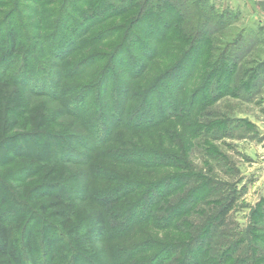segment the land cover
<instances>
[{
  "label": "trees",
  "instance_id": "1",
  "mask_svg": "<svg viewBox=\"0 0 264 264\" xmlns=\"http://www.w3.org/2000/svg\"><path fill=\"white\" fill-rule=\"evenodd\" d=\"M236 19L210 0H0V264H102L95 240L106 264H264V196L230 219L241 179L224 142L252 125L212 109L264 87Z\"/></svg>",
  "mask_w": 264,
  "mask_h": 264
},
{
  "label": "rangeland",
  "instance_id": "2",
  "mask_svg": "<svg viewBox=\"0 0 264 264\" xmlns=\"http://www.w3.org/2000/svg\"><path fill=\"white\" fill-rule=\"evenodd\" d=\"M217 8H228L232 10L233 13L237 15L236 24L233 29L230 30L232 34H241L247 36L249 38L246 39L247 43H253L254 45L249 49V54L255 56L259 55L260 57H264V0H210ZM262 43V44H261ZM257 44H261L256 46ZM194 58L189 61L187 64V70H189L190 65L192 64ZM53 61L45 63L43 69L48 70V68L53 67ZM63 75V71L57 72V69L53 70L48 74L47 78L50 80L58 81V74ZM153 74V73H152ZM151 74V75H152ZM150 73L148 78L151 76ZM64 76V75H63ZM184 73L177 74L173 76L171 79L165 82V87H158V91H160V95H167L168 100H174V95H176L178 91V85L182 84V81L185 79ZM70 81V80H69ZM67 81V85H74L77 87V83L88 82L87 78L77 77L75 80ZM190 83V82H189ZM53 87V88H52ZM56 85L51 86V91L54 90ZM73 87V86H72ZM190 88V87H188ZM56 89V88H55ZM126 88H122L124 92ZM66 98L64 101L65 106L67 108L69 105L67 104L69 99L68 95H62ZM115 96V95H114ZM116 101H113V95L107 96L106 94H102V96L98 99L101 103H105L107 105L106 109L111 110L112 106L121 105L122 98L121 93L119 95L116 94ZM170 102V101H169ZM53 105V104H51ZM72 107V106H70ZM75 107V106H74ZM60 110L63 111L65 107H60ZM150 109V108H149ZM160 109V107L158 108ZM213 110L218 111L219 113L234 117L237 119H245L252 125V130H249L245 133L246 138L241 140H226L224 145H228L225 148L227 157L230 158L233 166L238 172V176L235 178L241 179V183L239 184V188L241 189V198L236 206V209L231 213L230 219L232 222L238 224L243 227L247 222L249 208L253 207L260 198L264 196V87L261 88V91L254 96L250 102H245L241 100L235 99H222L218 102L213 108ZM151 114L156 112V110H150ZM64 114L59 116V119L63 118ZM61 120H59L60 122ZM66 121V120H65ZM57 122V124H59ZM69 122H74L73 120H68L66 124ZM99 123V126L105 127L106 131L103 137L108 135V130H110L113 124H116V121L113 118H109L106 121L102 120ZM171 126H174L172 124ZM179 127V126H178ZM92 128H97V123L93 125ZM177 128V126H176ZM178 129V128H177ZM92 135V141L87 146L96 145L102 139L101 136ZM159 137H166L165 133L160 131L157 134ZM156 135V136H157ZM136 142V141H135ZM86 146V147H87ZM165 149L176 151L177 149L169 140L165 143ZM118 148H122L118 146ZM177 152V151H176ZM178 153V152H177ZM192 165H195L197 168L204 167L202 163L201 152L197 149H194L191 154ZM134 158V157H133ZM126 159V158H124ZM105 160V158H104ZM106 162V161H104ZM103 163V162H101ZM174 173V172H173ZM81 184L84 185L85 178H82ZM151 237H155L156 239H160L161 241H171L176 237V234L172 232L160 233L152 230L149 232ZM95 248L93 250V255L97 260H101L106 264L108 262V258L106 253H102V245L95 240ZM99 258V259H98ZM97 264L100 262L97 261Z\"/></svg>",
  "mask_w": 264,
  "mask_h": 264
}]
</instances>
